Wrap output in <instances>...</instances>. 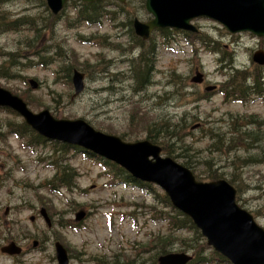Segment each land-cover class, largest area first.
I'll return each mask as SVG.
<instances>
[{
	"label": "rangeland",
	"instance_id": "374dc122",
	"mask_svg": "<svg viewBox=\"0 0 264 264\" xmlns=\"http://www.w3.org/2000/svg\"><path fill=\"white\" fill-rule=\"evenodd\" d=\"M107 9L111 10L110 6ZM0 11L11 18L29 16L45 25L44 43L41 40L37 47L52 45L51 52H45L42 60L53 57L54 61L39 67L28 63L36 59L32 50L25 48L31 40L27 30L0 35L1 53L26 56L14 67L18 78H0V87L23 98L34 113L49 110L58 119H83L96 130L129 142L144 140L147 126L155 120L161 118L176 123L183 119L181 147L190 150L188 155L192 156L194 174L205 176L207 171L201 164L209 161L211 170L224 174L221 179L229 181L231 177H238L242 184L237 197L242 200H237V204L264 228V139L258 144L260 150L208 152V144L213 139L211 132L231 137L233 121L259 123V126L251 124L239 129L237 132L241 135L250 132L252 137H258L253 134L255 128L264 135V94L248 96L242 103L229 98L227 101L220 94L202 98L205 87L222 85L227 79L221 74L227 68L224 62L217 60L218 55L202 49L200 43L185 42L182 35L154 37L148 43V50L154 49V70L148 88L134 94L131 91L134 83L129 73L124 72L129 55L119 49H109L116 41L124 43L126 37L123 40L118 37L116 41L108 39L104 48L76 42L78 35L102 37L115 32L105 25L74 28L73 23L69 25L74 14L72 7H66L52 26L45 6L39 1L11 0L3 4ZM133 15L143 21L148 18L139 0L129 1L122 16L124 26ZM194 25L225 50L233 52L235 68L254 69L251 55L264 49V40L246 34L231 37L219 25L206 20H197ZM138 48L139 45L135 49ZM54 52L63 57L58 59ZM65 65L74 66L85 74L84 91L74 99L72 87L65 79ZM195 70L203 74V85L191 84ZM55 71H58L56 78ZM29 80L39 83L36 90L30 89ZM20 123L18 117L0 110V247L13 241L24 252L18 258L0 255V264H56L53 244L57 241L67 249L69 264H100L115 257L131 259L141 248L147 249L154 236L167 233L164 223H154L148 215V207L154 205L150 189L117 184L108 165L79 151L69 150L62 157V164L77 173L74 186L71 190L60 187L58 192L52 193L46 180L54 177L48 157L54 152L45 146L30 148L24 136H12L10 128ZM195 125L199 127L193 128ZM215 142L214 139L212 143ZM236 144L246 146L239 140ZM179 145L175 146L176 153H180ZM54 156L57 157L56 153ZM38 158L44 160L37 162ZM245 159L255 160L254 164L245 165ZM234 160L236 168L232 164ZM41 208L51 220L50 229L39 216ZM76 213L83 215V220L75 222ZM174 236L179 241L195 240L187 232ZM34 241L36 248L32 247Z\"/></svg>",
	"mask_w": 264,
	"mask_h": 264
},
{
	"label": "water",
	"instance_id": "95a60500",
	"mask_svg": "<svg viewBox=\"0 0 264 264\" xmlns=\"http://www.w3.org/2000/svg\"><path fill=\"white\" fill-rule=\"evenodd\" d=\"M3 0H0V2ZM67 0H46L57 14ZM85 3L96 0H80ZM124 3L125 0H113ZM145 10L152 16L147 23L134 20L135 34L143 40L157 28L196 32L190 21L207 18L221 24L230 34L251 33L264 38V0H144ZM252 62L264 66V52L256 51ZM201 82L197 75L191 80ZM35 89V83L31 82ZM74 96L83 90V74L73 72ZM11 108L27 125L50 140L81 147L120 166L135 179L155 183L170 198L173 206L189 216L207 239L209 246L229 259L232 264H264V230L251 216L234 203L235 191L225 181L197 182L189 169L170 158L160 156V148L148 141L124 143L118 137L95 131L82 120H54L47 111L33 115L23 101L0 88V108ZM49 226V220L40 211ZM77 220L82 219L79 214ZM9 255L19 254L13 243L1 248ZM58 264H68L66 250L55 243ZM185 255H166L159 264H184Z\"/></svg>",
	"mask_w": 264,
	"mask_h": 264
},
{
	"label": "trees",
	"instance_id": "16d2710c",
	"mask_svg": "<svg viewBox=\"0 0 264 264\" xmlns=\"http://www.w3.org/2000/svg\"><path fill=\"white\" fill-rule=\"evenodd\" d=\"M105 4L110 3L99 0L96 3L89 5L79 4L80 7L78 9L77 19L86 21L90 24L98 22L99 18L104 14L101 6ZM120 11L124 13L123 8H120ZM21 30H27L28 33L31 34L30 43L25 46V48L32 50L31 54L36 56L41 50L37 49V45H39L42 35L39 32L40 29L35 20L28 16H22L16 19L11 18L8 13L0 11V34L5 32L16 33ZM189 41H197L210 53L216 54L218 57L221 56L220 59L218 58V61L224 62V68H227L226 71L221 72V74L227 78L221 85V91L225 93V96H231V100L242 101L248 96L261 95L264 88V70H262V68L254 67L253 70L245 71L235 68L233 65V52L225 50L223 46H220L218 41L213 40L207 34L202 33L197 36L189 37ZM138 45L139 48L136 49V56L129 62V72H131V78L133 80L136 93L145 89V86L150 81L151 73H153L152 71L154 70V49L151 48L148 50V47H141L138 40L132 42L131 48L135 49ZM21 50L18 51L21 52ZM6 56L7 57H5L4 62L0 64V78L15 79L18 75L13 72L14 67L20 65V60L24 57L17 53H7ZM29 63L35 64L34 62ZM70 68L71 66L65 65L63 69L67 83L70 78L68 75ZM183 122V119L176 123H170L161 118L159 120H155L147 126V135L145 139L153 144L160 145L166 156L180 161L182 165L193 171L194 165L191 160L192 156L188 155L190 150L187 147H181L183 142L180 135L184 128ZM251 124L259 126V123L252 121L247 124H241L238 121H233L231 127L234 128L232 130V134L234 135L231 137H227L225 134L211 132L213 139L210 140L211 143L208 144V152L223 153V151H225L230 153L235 150H260L261 147L258 146V144L260 140L264 139V135L261 132L259 133V130H256V128L254 129L256 131L253 130V134H257L258 137H252L250 132H244L243 135L237 132H240L239 129L241 128H248ZM11 125L12 124L8 125V128L11 127ZM180 128L182 130H180ZM9 132L18 136H24L30 142H37L39 144L38 139L40 138L30 132V130L22 123L13 125ZM214 139L216 142L212 143ZM237 140L242 141L246 144V146L236 144ZM231 144L234 145V148ZM176 145H179L178 148L180 153H176ZM52 146V151L56 153L57 157H55L53 153L49 156V159L52 161L51 164L55 169L56 174L51 180L46 181V183L54 190L59 189V187L71 189L74 186L76 173L74 169L62 164L64 163L62 162V157L67 153L68 148L57 144ZM235 159L237 160V158ZM254 161L255 160L248 161V159H245L244 164H254ZM210 164L211 162L209 161H204L201 164L207 172L205 176L195 174L196 179L200 181H215L224 177V174H219L217 170H211ZM232 164L235 168L238 167L235 165V160L232 161ZM116 173L122 178L121 181H124L125 175L122 172L120 173V171ZM228 182L233 184L235 188L240 191V184H242V182L238 177H231ZM150 193L154 205H150L148 207V214L151 215L152 221L154 222H165L167 233L162 236L161 234L154 236L152 238L154 240L148 244V248H141V250L134 254L131 259L124 258L123 260L122 258L116 259L115 257L114 260L109 262L101 261L102 264H157L156 259L158 256L172 251L190 252L193 256V264H222L223 260L221 257L206 247L199 232L194 228L189 218L172 209L169 200L163 193L153 189H151ZM238 200L240 201L242 199L238 197ZM155 205H157L159 210L155 207ZM180 232L191 233L195 240L181 239V241H179L180 239L175 237L174 234ZM197 239H199L201 243H198Z\"/></svg>",
	"mask_w": 264,
	"mask_h": 264
},
{
	"label": "flooded vegetation",
	"instance_id": "af4514ba",
	"mask_svg": "<svg viewBox=\"0 0 264 264\" xmlns=\"http://www.w3.org/2000/svg\"><path fill=\"white\" fill-rule=\"evenodd\" d=\"M203 84H204V82H203ZM203 84H202V85H203ZM205 88H207V87H205Z\"/></svg>",
	"mask_w": 264,
	"mask_h": 264
}]
</instances>
